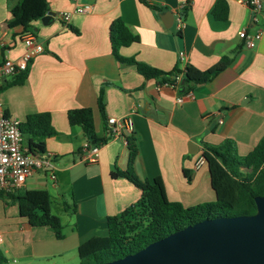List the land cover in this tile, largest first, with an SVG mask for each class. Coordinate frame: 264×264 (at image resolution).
Segmentation results:
<instances>
[{"label": "crops", "instance_id": "obj_1", "mask_svg": "<svg viewBox=\"0 0 264 264\" xmlns=\"http://www.w3.org/2000/svg\"><path fill=\"white\" fill-rule=\"evenodd\" d=\"M19 1L0 0V62L19 59L25 50V31L10 13ZM216 1L190 0L188 7L187 0H47L55 15L47 23L33 20L29 28L43 51L28 63L22 84L0 90V101L3 113L20 121L34 112L51 114L58 134L45 139L44 149L54 153L55 180L37 170L22 188L50 193L52 203L59 206L54 214L63 225V237L56 238L46 226L30 225L16 201L6 203L0 196L5 264H79L78 247L107 235V217L133 205L141 195L127 179L111 176L114 169L127 167L126 139L131 133L138 149L133 169L140 179L160 176L168 199L184 206L215 199L208 166L200 163L202 144L216 145L229 138L238 154L245 155L264 135V0L254 23L239 0H225L227 18L215 19L211 10ZM77 5H87L88 11L75 12ZM149 5L171 11L172 25L165 27L161 13ZM64 11L70 12L67 23L60 17ZM115 18L138 38L119 48L123 57L164 71L183 69L187 63L204 70L224 55L231 61L209 82L195 84L191 98L178 102L184 94L178 88L146 79L133 65L116 60L109 41V25ZM244 27L249 33L261 30L252 48L238 36ZM11 78H2L0 86ZM101 87L104 122L96 102ZM78 107L92 109L101 136H108V117L130 118L132 131L119 128L118 134L99 144L97 160L87 162L82 158L87 140L66 116L68 109ZM196 147V153L189 152Z\"/></svg>", "mask_w": 264, "mask_h": 264}, {"label": "trees", "instance_id": "obj_2", "mask_svg": "<svg viewBox=\"0 0 264 264\" xmlns=\"http://www.w3.org/2000/svg\"><path fill=\"white\" fill-rule=\"evenodd\" d=\"M140 1L146 3V0ZM189 3L190 0H187L188 7ZM149 6L157 14L164 11L162 7ZM188 7H184L183 14L187 12ZM48 11L47 0H20L11 8L10 13L13 20L19 23L24 31H29L30 22L43 17ZM211 13L215 19L225 20L228 14L226 1L217 0ZM137 40V36L129 30L121 18L111 21L109 41L116 60L133 65L144 78L156 79L160 85L164 83L178 85L183 93L189 92L195 84L209 82L231 61L230 56L224 55L204 70L187 63L183 69L174 67L164 71L139 61L135 57H123L118 53L119 48L128 46ZM27 74L28 67L16 72L10 81L0 86V90L22 84ZM176 76H180L178 82L175 81ZM96 102L101 120L104 122L105 104L102 87L98 91ZM66 116L69 125L80 127L88 143L99 145L107 140L108 136H101L96 132L90 107L68 109ZM20 130L24 147L38 154L45 152V139L58 134L52 125L49 112L27 114L20 123ZM126 140L127 167L124 170L114 169L111 176L123 177L131 182L140 189V198L119 214L107 217L106 236L93 237L78 247L79 264H98L121 258L136 252L152 241L205 218L255 213L254 198L264 193V135L245 155L238 154L235 142L229 138H225L216 145L204 142L202 157L208 166L215 199L192 206H184L178 201L169 200L160 176L140 179L133 169L138 152L136 138L131 133ZM184 173L187 176V172L184 171ZM0 196L6 203L7 199L16 201L19 214L26 218L30 225L46 226L54 232L56 238L63 237V225L60 218L52 212V198L47 190L20 188L7 192L0 191ZM5 263L6 258L0 250V264Z\"/></svg>", "mask_w": 264, "mask_h": 264}, {"label": "water", "instance_id": "obj_3", "mask_svg": "<svg viewBox=\"0 0 264 264\" xmlns=\"http://www.w3.org/2000/svg\"><path fill=\"white\" fill-rule=\"evenodd\" d=\"M54 15L49 10L41 21L47 23ZM160 18L165 27L172 25L171 11ZM254 201L253 214L205 218L134 253L98 264H264V193Z\"/></svg>", "mask_w": 264, "mask_h": 264}, {"label": "built area", "instance_id": "obj_4", "mask_svg": "<svg viewBox=\"0 0 264 264\" xmlns=\"http://www.w3.org/2000/svg\"><path fill=\"white\" fill-rule=\"evenodd\" d=\"M244 3L250 10V18L254 23L257 21V15L262 8V0H239ZM75 12L88 11L87 5H77L74 8ZM60 17L64 23L69 21L70 12L64 11L60 13ZM178 27L182 25V18L177 17ZM238 36L242 39L245 47L252 48L256 42L261 38V30L255 33L247 32L246 28H242L238 32ZM23 43L25 46L24 53L19 59H4L0 62V80L4 77L12 76L18 71L25 70L31 59L43 51V45L36 39L31 31H25L22 35ZM183 59L182 52L180 53ZM180 76L175 77L178 82ZM173 88H178V85L164 83ZM191 98L192 93L186 92L178 102H182L184 98ZM21 121L16 117L6 115L2 111V104L0 101V191L7 192L15 189L22 188L26 178L34 171H42L52 180H55V173L52 164L54 153L43 152L33 153L27 150L23 144V136L20 130ZM107 123L110 128L108 129V136H114L119 133V128H124L128 133L132 131V122L128 117L115 118L108 117ZM99 145H92L86 143L83 146L82 158L87 162H95L98 156ZM204 158H200V163ZM2 245V235L0 232V247Z\"/></svg>", "mask_w": 264, "mask_h": 264}, {"label": "rangeland", "instance_id": "obj_5", "mask_svg": "<svg viewBox=\"0 0 264 264\" xmlns=\"http://www.w3.org/2000/svg\"><path fill=\"white\" fill-rule=\"evenodd\" d=\"M58 207H59L58 205H55V203H52L51 205L52 212L58 213L59 212Z\"/></svg>", "mask_w": 264, "mask_h": 264}]
</instances>
